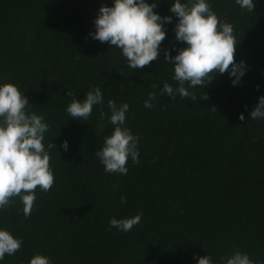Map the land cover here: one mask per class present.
Returning <instances> with one entry per match:
<instances>
[{"label": "trees", "instance_id": "16d2710c", "mask_svg": "<svg viewBox=\"0 0 264 264\" xmlns=\"http://www.w3.org/2000/svg\"><path fill=\"white\" fill-rule=\"evenodd\" d=\"M112 2L0 0V85H16L26 111L48 124L43 143L55 177L49 191L36 189L29 217L19 197L0 209V229L22 240L0 264H28L36 254L51 264H197L205 255L225 264L236 251L264 264V118L249 116L264 95V0H253V11L207 0L232 24L245 74L236 85L227 72L203 87L185 84L195 100L161 94L165 83L179 86L165 61V50L175 56L185 46L178 17L163 24L158 60L132 69L120 49L91 35L99 8ZM155 2L161 17L172 15L174 0ZM97 87L103 103L88 120L69 116L72 100ZM150 92L156 99L146 108ZM110 99L129 105L122 127L138 137L139 163L129 157L127 175L106 172L96 155L115 128ZM140 213L131 231L110 225Z\"/></svg>", "mask_w": 264, "mask_h": 264}, {"label": "clouds", "instance_id": "9594fccd", "mask_svg": "<svg viewBox=\"0 0 264 264\" xmlns=\"http://www.w3.org/2000/svg\"><path fill=\"white\" fill-rule=\"evenodd\" d=\"M241 8L253 11V0H236ZM157 3L147 0H113L112 5H101L95 18V32L92 37L101 43H109L121 50L127 58V66L142 69L159 58L161 43L166 38L163 24L171 22L173 15L178 17L175 35L183 42L175 56L165 50V61L174 65L173 80L179 86L176 89L165 83L161 94L167 93L173 99L178 92L182 98L197 99L189 87L211 83L217 74L228 73L234 77L233 85L239 83L245 74V65L235 60L236 45L232 24L222 22L212 10L207 0H174L170 6L172 15L161 17L154 8ZM156 87L155 84L152 86ZM68 96H73L71 91ZM207 99V94L200 97ZM155 93H149L145 107L151 108ZM103 103V95L99 87L88 91L83 100L74 98L67 106V113L75 119L88 120L93 106ZM29 101L18 87L12 83L0 85V209L10 206L13 199L20 198L25 217L31 215L35 205L37 188L43 192L51 189L55 177L50 167V155L43 143L48 124L43 117L26 111ZM107 107L111 110L110 122L115 126L111 135L105 137L102 150L96 155L108 173L127 175L126 167L129 157L133 163H139L137 151L138 137L122 127L125 124L129 105L123 103L117 107L114 100H109ZM104 116L101 110V117ZM252 119L264 118V95L252 108ZM240 120H244L243 113ZM56 147L53 143L48 149ZM66 151L68 143L61 145ZM126 200L122 197L121 203ZM142 213L131 218L110 220V225L128 232L137 225ZM22 240L15 238L8 230L0 229V260L5 255H14L21 248ZM28 264H51L47 256L34 255ZM197 264H213L209 255L200 256ZM225 264H254L246 253L234 252Z\"/></svg>", "mask_w": 264, "mask_h": 264}]
</instances>
